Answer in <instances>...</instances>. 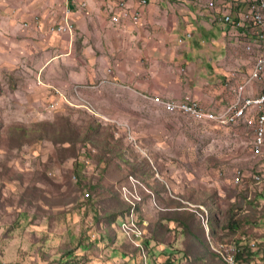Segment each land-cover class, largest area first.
<instances>
[{"label":"rangeland","instance_id":"obj_1","mask_svg":"<svg viewBox=\"0 0 264 264\" xmlns=\"http://www.w3.org/2000/svg\"><path fill=\"white\" fill-rule=\"evenodd\" d=\"M6 70L0 65V264L31 263L34 250L26 240L42 239L32 225L61 219L97 225L94 242L104 243L98 247L102 261L116 247L144 260L122 230L132 219L143 237L145 231L152 264H229L228 255L233 264H264V160L252 161L245 132L233 148L228 126L204 125V133L188 132L191 144L178 148L177 133L167 129L153 146L155 127L163 131L170 121L185 122L153 117L148 108L139 116L118 88L110 90L115 99L107 100L106 114L114 116L100 114L106 110H97L88 98L96 113L75 97L28 99L15 91L17 79ZM54 101L56 107L48 109ZM237 171L243 174L239 183ZM149 175L155 181L147 182ZM255 175L259 182L252 181ZM125 189L141 200L134 201ZM126 205V219L117 222L130 245L114 221Z\"/></svg>","mask_w":264,"mask_h":264},{"label":"crops","instance_id":"obj_2","mask_svg":"<svg viewBox=\"0 0 264 264\" xmlns=\"http://www.w3.org/2000/svg\"><path fill=\"white\" fill-rule=\"evenodd\" d=\"M119 1L124 2L129 16L122 15ZM247 8V0H0V65L16 77L15 91L28 99L75 97L89 112L96 113L88 98L97 110H106H98L100 114L114 116L106 114L111 109L107 100L115 99L110 90L118 88L126 94L125 101L135 104L139 116L143 108H148L153 117L167 115L171 120L185 122L181 125L180 120L170 121L163 131L155 127L153 146L161 142V134L167 129L177 133L176 147H184L182 143L187 146L191 144L188 132L200 135L204 125H210L228 126L230 142L236 148L243 132L252 144L253 134L245 120L260 107H246L245 100H234L237 95L252 97L264 92V74L261 80L239 86L249 77L253 64L260 61L257 55L261 47L252 25L236 27L224 19L226 15L237 19ZM135 13L139 14L137 20L132 19ZM113 16H117L115 21ZM66 19L73 24L72 32L50 31L51 26ZM247 44L252 46L250 51L245 48ZM75 85H80L78 92H74ZM151 95H158L153 99L165 103L195 100L212 112H236L244 107V114L232 125L197 121L200 119L179 112H165L160 109L164 104L151 100ZM157 131L161 133L156 135ZM91 206L86 207L88 211ZM118 220L120 217L115 219L116 224ZM86 221L42 220L36 225L25 222L32 225L31 231L37 237H42L26 240L34 250L28 264L142 261L119 247L102 261L98 247L104 243L94 242L97 225ZM105 235L112 236L119 245L123 243L116 233L105 231ZM69 250L77 256L74 262L68 261ZM148 260L152 264L149 254Z\"/></svg>","mask_w":264,"mask_h":264},{"label":"built area","instance_id":"obj_3","mask_svg":"<svg viewBox=\"0 0 264 264\" xmlns=\"http://www.w3.org/2000/svg\"><path fill=\"white\" fill-rule=\"evenodd\" d=\"M141 2L146 3V0H141ZM247 3H248L247 10L244 13H242L240 17H238L237 19L232 20V18L227 15L224 17L225 21H232V23L236 27H245L246 23H250L252 25V32L255 35L261 47V53L257 55V56H260V63L253 64V69L249 77L243 84L239 86H246L248 83L252 82L253 80H261L262 75L264 74V0H247ZM118 6L122 8L123 16L125 17L129 16V12L124 8L123 1H119ZM138 16L139 14L135 13L134 15H132V19L137 20ZM115 17L117 16L112 17L113 21H115ZM50 31L72 32L73 24L70 23L66 19L63 21L62 24L51 26ZM245 48L250 51L252 49V46L250 44H247ZM79 88H80V85H75L74 92H78ZM78 95L80 94L78 93ZM155 96H158V95H151V100ZM61 99L68 100V98L64 96H62ZM253 99H261L262 108L259 110L253 111L251 116H246L245 126L250 128L253 134L251 148H257V141H261V135H259V132H256V125H261L264 120V95H262L261 93H259L256 96H252V97H245L243 95H237L234 101L245 100V102H248L249 100H253ZM56 105H57V102L54 101L49 104L48 109H53L56 107ZM161 109L169 113L179 112V113H182L188 116H189V111L201 110L202 113L212 114V117L214 115H221L222 119L224 121H227V125L238 123L237 112H226V109L219 111V112L208 111V110L203 109L199 105V103L195 100H191V101L170 100V107L161 108ZM259 150H264V148H257V152Z\"/></svg>","mask_w":264,"mask_h":264},{"label":"bare ground","instance_id":"obj_4","mask_svg":"<svg viewBox=\"0 0 264 264\" xmlns=\"http://www.w3.org/2000/svg\"><path fill=\"white\" fill-rule=\"evenodd\" d=\"M260 63V61L258 62ZM264 95V92L262 93ZM154 102L158 104H164V108H169L170 107V102L165 103L159 98H154ZM250 105H256L259 106L260 109L262 108V100L261 99H253L249 100L248 102L244 101V106H250ZM237 118L242 116L244 114V107L241 109H238L237 111ZM189 117L194 118V119H200V120H210V121H217L221 124H227V121H224L222 119L221 115H214L212 117V114L210 113H202L201 110H194V111H189ZM256 132H259V135H261V141H257V148H264V120L261 125H256ZM257 148H252V159L257 161L264 160V150H259L257 152ZM242 178V173L240 171L236 172V178L235 182L239 183ZM255 180H260L261 177L259 175H255L253 177ZM139 191V190H138ZM125 193L131 195L132 199L134 201H140L141 198L138 197L135 193L130 192L129 190L125 189ZM137 196V197H136ZM134 204V203H133ZM122 230L123 232L131 239V242L133 245H135L139 250L143 251V264H149V260L146 256V252L144 250L143 244L140 243V241L143 238V231L141 228L137 225V223L134 220H127L122 223ZM217 252L221 253L222 249L218 248L216 249ZM228 263L233 264V256L228 255Z\"/></svg>","mask_w":264,"mask_h":264},{"label":"trees","instance_id":"obj_5","mask_svg":"<svg viewBox=\"0 0 264 264\" xmlns=\"http://www.w3.org/2000/svg\"><path fill=\"white\" fill-rule=\"evenodd\" d=\"M109 125H111V124H109ZM111 126H113V127H115L114 125H111ZM128 141V140H127ZM129 143H132L131 141H128ZM88 147L86 146V147H84L83 149H82V154H84V150L85 149H87ZM93 150V149H92ZM93 152H94V150H93ZM87 161V160H86ZM86 161H85V163H86ZM73 176H75V179L74 180H76V175L75 174H73ZM150 176V175H149ZM152 176V177H151ZM150 177H149V179H147V181L148 180H150L151 178L154 180L155 178H153L154 177V175H151ZM73 178V177H72ZM148 178V177H147ZM146 179V178H145ZM261 180V179H260ZM260 180H255L253 177H252V181L253 182H259ZM155 181V180H154ZM84 185H86V184H84ZM85 194H88V198H86V199H90V193H89V191L88 192H86ZM85 194H84V196H85ZM142 203V202H141ZM128 205H126V208H125V210L124 211H120V212H118L117 214H115L114 216H115V218H114V221H115V219L117 218V217H120V219H122V220H125L126 219V217H127V214H128V212H129V206L127 207ZM197 212H199V211H197V210H195V214L198 216V214H197ZM199 217V216H198ZM200 218V217H199ZM202 218H203V216H202ZM209 217L207 216V223H208V219ZM260 219H264V216H262ZM200 220H201V218H200ZM113 221V222H114ZM174 221V220H173ZM175 221H177V222H179V220H175ZM202 222V221H201ZM137 223V222H136ZM203 224V223H202ZM137 225H138V223H137ZM183 225V224H182ZM207 225V226H206ZM139 226V225H138ZM205 226L206 227H208V224H205ZM140 227V226H139ZM117 228H118V230H119V232L121 233V231H120V229H119V225H118V223H117ZM208 231H209V229H208ZM212 232V231H211ZM144 237H145V231H144ZM144 237H143V244H144V246H145V248H146V251L148 252V250H147V245H146V243H145V241H144ZM124 240L130 245V243L128 242V240L124 237ZM133 247V246H132ZM134 248V247H133ZM135 249V248H134ZM136 251V250H135ZM137 252V251H136ZM148 254H149V252H148ZM67 256L69 257V259H68V261L70 262H74L75 260H77V256H74L73 255V253L71 252V251H68L67 252ZM149 256H150V254H149ZM67 261V260H66ZM142 262H143V259H142ZM143 264V263H142ZM150 264V263H149Z\"/></svg>","mask_w":264,"mask_h":264}]
</instances>
